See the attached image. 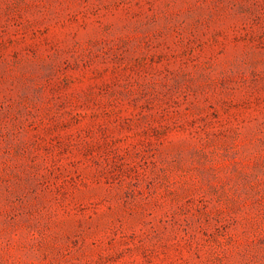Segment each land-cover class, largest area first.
I'll use <instances>...</instances> for the list:
<instances>
[{"label": "rangeland", "instance_id": "obj_1", "mask_svg": "<svg viewBox=\"0 0 264 264\" xmlns=\"http://www.w3.org/2000/svg\"><path fill=\"white\" fill-rule=\"evenodd\" d=\"M0 264H264V0H0Z\"/></svg>", "mask_w": 264, "mask_h": 264}]
</instances>
